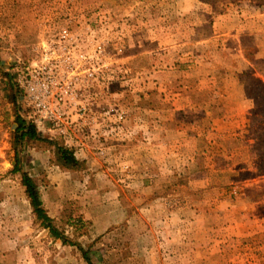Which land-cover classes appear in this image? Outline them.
<instances>
[{"label":"rangeland","instance_id":"obj_1","mask_svg":"<svg viewBox=\"0 0 264 264\" xmlns=\"http://www.w3.org/2000/svg\"><path fill=\"white\" fill-rule=\"evenodd\" d=\"M154 1L158 3L157 10L152 6L155 14L148 6L139 4L135 10L129 7L134 2ZM181 1L0 0L1 263L9 257L10 264H88L78 247L56 240L37 222L21 185V175L12 172L18 149L20 165L37 180L49 215L60 220L61 225L68 223L69 217L70 223L80 221L79 231L72 238L88 251L94 264H264V90L260 85L264 84V0H214L212 4L198 0L209 5L213 16L235 18L231 23L234 28L223 25L216 34V54H231L230 49L237 41L233 49L241 50L243 57L234 58L236 69L225 68L226 73L217 74L220 78H215L210 86L206 82L205 90H199L196 77L183 73L193 63L181 62V68L174 67L171 75L173 91L190 100L208 101L215 92L213 83L225 82L229 94L239 96L238 85L253 103L252 109L250 105L241 107L246 113L241 117H229L237 112L232 109L237 106H222L223 113L226 108L232 110L220 124L221 131L211 134L207 131L204 151L195 152V147L189 146L188 153L177 155V145L186 138L175 137L169 140L168 149L159 148L157 152L143 139L135 143L132 136L130 140L114 139L108 143L109 162L98 156H85L79 158L85 161L84 170H72L57 165L55 148L45 140L25 142L21 147L16 143L15 110L28 117L31 113L17 75L25 66L40 60L42 45L53 39L70 19L100 11L115 20L110 45L121 44L126 50L125 79H120L121 74L115 68L118 58L112 57L114 66L107 72L110 85L102 94L110 104L128 112L127 131H134L138 118L148 121L149 104L164 97L158 88L159 82H167L166 74L151 72L146 56L136 60L128 56L136 51L134 41L139 21L147 32L153 27L148 26L152 15H157L154 18L157 22L180 26L181 22L188 25L197 20L198 7L200 12L206 10L195 0L196 10L183 16L191 1L188 0L184 10L179 6ZM213 51L205 48V57H211ZM190 52L191 60H196V52ZM103 62L101 58L92 65ZM6 73L21 90L16 105L11 102ZM246 85L249 93L258 98L257 103L247 96ZM95 92L101 90L96 88ZM184 119L189 124L191 113ZM209 124L213 125L208 123L207 130L211 128ZM40 133L47 139H59L52 138L47 130ZM133 144H138L140 150L136 161V157L121 156L118 151L121 145L126 146V152L134 150ZM93 146L100 147L90 143ZM181 157L184 162L177 172L174 166L167 168L166 159L172 165L181 163L176 161ZM124 165L128 168H123ZM145 165L147 168L143 170ZM181 211H188L189 216L182 217ZM185 243L190 245L188 251ZM196 243L207 244V249L198 251L194 248ZM187 253L189 260L185 259Z\"/></svg>","mask_w":264,"mask_h":264},{"label":"built area","instance_id":"obj_2","mask_svg":"<svg viewBox=\"0 0 264 264\" xmlns=\"http://www.w3.org/2000/svg\"><path fill=\"white\" fill-rule=\"evenodd\" d=\"M114 26L115 20L103 11L70 19L42 45L40 60L17 75L38 131L47 130L52 138L61 139L78 158L88 152L105 158L110 141L132 136L125 127L128 112L102 94L110 85L107 72L114 66L112 57L118 58L115 68L125 79V47L110 45ZM101 58V65H92ZM96 88L101 92L96 93Z\"/></svg>","mask_w":264,"mask_h":264},{"label":"crops","instance_id":"obj_3","mask_svg":"<svg viewBox=\"0 0 264 264\" xmlns=\"http://www.w3.org/2000/svg\"><path fill=\"white\" fill-rule=\"evenodd\" d=\"M189 1H191V6L189 7L187 6L188 0H182L179 4L182 10H184L186 6L188 7H186L187 9L183 16L191 14L194 10H196V1L198 2V6H201L200 4H202L204 6L203 8H206L205 12H200L198 7V18L196 15L197 20L189 23L188 25L181 22L182 24L179 26L178 24H173L172 22H157V20H154L157 15L153 16L151 14L152 20H149L148 26H153L152 29H149L147 32L143 31L142 21H139V24L137 26L138 29L135 31L134 43L136 51H134L131 56H128V59L135 58V60L142 56L148 57L150 60L149 66L151 67V72L153 71L156 74L164 73L166 74L167 78V82H159L160 87L158 88L160 92H164V97L159 98L155 100V102H151L149 104L150 109L149 111H147L148 113H146V115L148 114L146 116L148 121H146L145 118H138L135 122L134 131L132 132V134H134L132 136L136 141L135 143H141L143 140L147 141V144L150 145V148H157L158 152L159 148H161V150L168 149L167 147H169V140H172L175 137H185L186 139L182 138L180 145H177L179 146L176 149L177 155H184L185 153H188L189 146L192 148L195 147V152L204 151V149L206 148V139L208 138L206 134L207 131H209L208 133L210 134L211 131H221L220 124L223 120L226 119V117H228V114L232 109L237 110V112L229 115V117H241L245 115L246 113L241 109V107L243 106L250 105L249 109L253 108V103H251L252 101L246 97L243 87L237 85V91L239 89V92H237V94L239 96H236L234 94H229V92L227 91L229 89L225 85V82H220V84L213 83V89H215V92L208 101H206L205 99L190 100L189 98H187V96L185 97L183 94L173 91V80L171 75L175 72L174 67H177V69L181 68V62L190 61L191 63H193L189 65L188 70L183 71V73H187L190 78L196 77L197 81H195V83L198 86L199 90H205L208 86L206 82H209L210 86V82H213L215 78H220V76L216 77L217 74L226 73V70H224L225 68H227L228 71H230V68L236 69V57H243L240 54L241 50H238V48L233 49L237 41H234L235 44L232 45V47H234L230 49L231 54L223 53L220 55L216 54L215 52L218 45L214 41L216 34L223 29V25L227 26L229 24L230 27L234 28V25H232L231 23L235 21V18H233L232 16H223L222 14H218V16L216 14L213 16V11L209 9V5L203 4L198 0ZM139 4L144 7H151L150 11H152L153 14H155L153 9H158V3L155 1L148 4H144L142 2H134L133 4L129 5V7L131 10H135V7ZM161 5L163 6L164 4L161 3ZM152 6L156 7L152 9ZM206 29L208 30L207 34ZM236 38L237 35H234V40ZM205 48L214 50L213 55L210 54L213 57H205ZM190 50L196 52V60H191L192 56L190 55ZM180 51H182V53H180ZM191 75L193 77H191ZM234 89L235 87L232 88V90ZM216 90L219 91L216 92ZM224 94H227V96L223 99L222 97ZM222 106L237 107H233L232 109L226 108L224 109L226 112L223 113ZM189 112L191 113L192 121H189V124H186L184 118L189 114ZM225 114L227 115L223 118V115ZM179 122L182 123L179 124ZM143 123H147L148 126L144 125ZM208 123H213V125L209 124V127L211 128L207 130L206 128L208 126ZM131 137H129L128 140H130ZM187 139H191L195 143L185 142L184 144V141H188ZM215 144L216 141L213 142V145ZM137 145L138 144H133L134 150L127 151L128 153L125 150L126 146L121 145L118 147L119 154L121 156L130 154L131 156L136 157V161L137 158H140V150ZM110 149L111 147H109L107 150V156ZM192 152L194 151L192 150ZM88 156L96 158L97 155L95 153L88 152L86 154V157ZM105 161L109 162L110 160L108 157H105ZM166 161L167 168H170V166H174L173 170L174 172H177V169L180 168V164L184 162V158L182 159L181 157L176 160L177 162L181 161V163L172 165H169L170 163H172L171 160L169 161L168 159H166ZM145 168H147L146 165L143 170H145ZM202 174L204 175V172H201L199 176L202 177ZM173 213L174 212H170L171 215ZM181 214L182 217L189 216L188 211H181ZM180 233L183 236L184 226L181 227ZM189 246V243H185L186 251L189 250ZM194 248H197L198 251H201L203 249H207V244L202 245L196 243L194 245ZM186 258L188 260L191 259L188 253L187 255L185 254V259Z\"/></svg>","mask_w":264,"mask_h":264},{"label":"trees","instance_id":"obj_4","mask_svg":"<svg viewBox=\"0 0 264 264\" xmlns=\"http://www.w3.org/2000/svg\"><path fill=\"white\" fill-rule=\"evenodd\" d=\"M204 3L212 4L214 0H201ZM8 82L9 88L11 90V102L16 105L18 100V94L21 92L17 84H15L9 74H5ZM251 76V75H250ZM262 86L261 89L264 90V84L260 83ZM249 87L246 85V93L251 99L258 102V98L252 93H249ZM26 112V111H25ZM16 116V132L15 139L19 147L23 146L25 142H34V141H47L55 148V158L57 165L65 169L72 170H84L85 161L80 160L75 152L67 147H65L61 139L51 140L42 136L38 131L37 126L30 117L20 114L15 110ZM14 174L21 175V185L23 186L25 193L30 201V204L33 208V213L36 217L37 222L41 224L45 229L49 230L50 234L56 239L63 241L64 244H69L71 246L78 247L83 253L84 258L88 264H94L91 258L88 255V251L84 250L82 245L75 241L72 237L75 236L79 231V223H70L72 218H68V223L61 225L60 220L52 218L44 206L42 200L40 186L36 179H34L28 172H25L20 165L19 151H16V162L12 170ZM9 257H6L5 260L0 264H10Z\"/></svg>","mask_w":264,"mask_h":264}]
</instances>
